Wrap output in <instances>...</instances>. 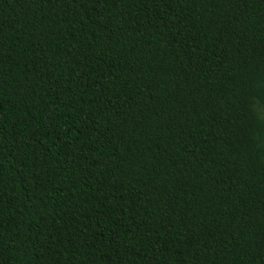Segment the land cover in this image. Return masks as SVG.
Returning <instances> with one entry per match:
<instances>
[{
    "label": "trees",
    "instance_id": "obj_1",
    "mask_svg": "<svg viewBox=\"0 0 264 264\" xmlns=\"http://www.w3.org/2000/svg\"><path fill=\"white\" fill-rule=\"evenodd\" d=\"M0 264H264V0H0Z\"/></svg>",
    "mask_w": 264,
    "mask_h": 264
}]
</instances>
